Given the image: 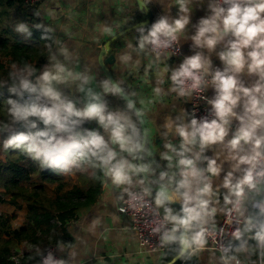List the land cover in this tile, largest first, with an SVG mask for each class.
I'll return each mask as SVG.
<instances>
[{
  "label": "clouds",
  "instance_id": "9594fccd",
  "mask_svg": "<svg viewBox=\"0 0 264 264\" xmlns=\"http://www.w3.org/2000/svg\"><path fill=\"white\" fill-rule=\"evenodd\" d=\"M191 2L174 0L178 6L176 17L160 16L146 34L141 27L139 50L149 44L153 51L169 48L191 22ZM206 13L196 23L191 39L207 54L196 52L185 57L171 73L169 90L180 97H190L193 93L200 95L211 85L214 98H200L212 106V118L198 119L193 111L190 123L183 122L187 109H182L178 117L181 123L173 127L174 121L166 119L164 126L180 138V143L179 147L165 143L167 151L161 157L167 161V170L159 171L158 176V164L153 167V162H134L144 160L142 151L152 154L142 143L149 130L145 128L142 135L132 119V115H143L144 107L132 111L134 101L130 100L127 110H111L104 95L120 96L123 90L118 84L105 79L101 82L103 94L85 89L90 77L68 70L59 62L45 66L38 75L30 64L21 68L13 65L8 74L10 83L6 81L4 85L9 93V119L0 124V133L12 134L3 140L2 147L4 151L20 150L38 161L41 169L64 174L73 169H97L105 178L103 183L120 189L118 200H124L127 194L125 203L129 208L137 212L163 208V221L152 232L160 234L161 247L178 243L174 259L188 260L204 251L210 236L214 243L208 250L213 251L219 211L227 224L236 225L231 231L232 239L241 241L238 246H220L222 264H264V0H208ZM16 30L28 31L24 23ZM103 31L112 34L109 28ZM221 44L223 48L216 52ZM214 52L223 67L213 70ZM130 59L127 54L120 57L125 63ZM50 60L56 57L50 56ZM167 70L165 67L163 71ZM244 76L253 79L246 85ZM76 81H80L77 90L85 95L82 106L57 87ZM162 83L160 78L158 84ZM154 92L159 96L161 87H155ZM141 104L145 102L141 100ZM90 121H95L98 128L84 127ZM17 126L26 131H15ZM209 149L214 151L211 157L205 154ZM225 162L229 170L214 186ZM141 173L144 178H140ZM156 184L160 188L153 196L150 185ZM132 187L140 190L132 191ZM145 197H152L151 203ZM172 202H179L178 211L170 206ZM166 224L171 227L165 228ZM56 246L65 251L62 242ZM37 254L42 257L37 264H70V260L54 259L51 251L44 256L37 248ZM75 255L74 249L70 251V257Z\"/></svg>",
  "mask_w": 264,
  "mask_h": 264
},
{
  "label": "crops",
  "instance_id": "0c3cea01",
  "mask_svg": "<svg viewBox=\"0 0 264 264\" xmlns=\"http://www.w3.org/2000/svg\"><path fill=\"white\" fill-rule=\"evenodd\" d=\"M207 2L208 0H204L201 5L200 0H192L190 4L191 22L182 34H178L183 51L187 56L196 52L207 54L206 49L195 45L191 39L196 32L195 25L199 18L207 14ZM32 8L31 13L36 20L52 31L55 37L53 46L36 67L37 75L44 70L45 66L50 67L59 62L68 70L88 75L90 80L85 85V89L91 88L103 94L101 82L109 78L100 63V55L106 48V43L110 42L111 50L105 56L114 54L115 60L109 63L107 68L138 108L144 107L145 109L142 116L149 135L144 148L152 154L149 156L146 151H142L140 155L144 156V160L137 159L134 162L138 164L153 162V167L158 164L160 167L156 169L157 176L159 171L167 170V161L161 157V153L167 151L164 145L171 142L179 147L180 138L164 126L166 119L174 121L173 127L181 123L178 117L181 116L182 109H187V116L183 122L190 123L192 119L191 96L180 97L169 90L172 85L171 73L179 68L184 57L169 53H159L157 57V54L152 52L150 44L146 45L143 51L139 50L141 35L139 29L143 27L146 34L147 29L160 16L168 15L170 19L176 17L178 6L175 5L174 0H42ZM104 28L111 29L112 34L104 32ZM222 48L223 45H219L216 52ZM125 54L131 57L127 63L120 60V57ZM53 55L56 57L55 61L50 60V56ZM211 60L213 70L223 67L215 52L211 54ZM165 67L168 69L167 72L163 71ZM160 78L163 79L162 84H158ZM243 79L247 85L253 78L244 76ZM79 84L80 81H76L69 82L67 85L60 84L57 87L64 95L77 101L78 106H82L85 102V95L77 90ZM157 86L162 89L159 96L154 92ZM207 92L208 99L214 98L215 91L211 85L207 87ZM104 99L111 110H127L128 101L122 95L105 94ZM141 100L145 102L144 105L141 104ZM132 111L135 109L133 108ZM132 119L138 123L143 135L140 116L132 115ZM85 127L98 128V125L95 121H90ZM15 131L26 130L16 127ZM143 141L144 138L142 143ZM20 152L18 149L7 151L2 149L4 156L0 155V163L5 162L10 155H17ZM205 154L211 157L214 151L209 149ZM25 161L29 165V159ZM223 169L220 177L214 179V186L220 184L229 170L228 162L223 164ZM41 170L39 167L37 173L32 175V180L23 182V184L31 189L42 185L50 198H59L62 204L65 206L67 204L65 209L56 211L57 214L68 212L66 223L57 222L59 219L56 217L53 221L57 222L64 229L63 232L68 233L71 238L70 242L63 243L65 251L58 250L64 259L70 260V264H175L177 262H181L180 264H222L221 253L215 249L211 252L208 250L211 248L209 242L204 251L193 255L188 260H174L179 247L178 243L168 245L164 251H150L142 247L130 219L121 210L122 200L117 199L120 189L110 183H103L105 178L99 170L88 167L86 171L80 172L73 169L70 174L54 171L53 177L57 179L52 181H46ZM140 178H144L143 173L140 174ZM136 179V177L133 178L134 183ZM145 183L148 184L147 179ZM4 192V187L0 185V215L9 219L7 226L4 225V227L7 228L10 225L13 229H20L27 226L28 203L21 197L17 199V203H13L10 200L12 195L4 194ZM221 192H226V189H221ZM153 193L155 194L154 191ZM170 206L174 211L180 209L179 206L172 204ZM220 206H223L222 196ZM223 217L224 214L218 211L217 226L220 225ZM229 243L238 246L241 241L233 239ZM249 243L254 244L255 242L249 241ZM73 249L76 255L70 257L69 253ZM17 250L18 254L25 257V250L31 251L32 246L21 242ZM31 261L34 260L31 259ZM39 261L41 257L33 264Z\"/></svg>",
  "mask_w": 264,
  "mask_h": 264
},
{
  "label": "trees",
  "instance_id": "16d2710c",
  "mask_svg": "<svg viewBox=\"0 0 264 264\" xmlns=\"http://www.w3.org/2000/svg\"><path fill=\"white\" fill-rule=\"evenodd\" d=\"M0 3L7 9L33 10L26 5V0H0ZM29 15L31 19L26 23L28 31L23 36L12 33L11 28H3V34L0 35V50L3 55L11 63L21 66L31 65L38 58L40 61L43 60L55 41L54 33L40 24L32 14ZM4 66L3 60L0 59V69ZM8 96L7 87L0 83V124L9 119L6 112ZM9 134L10 132L0 133V140H4ZM26 159H29V165ZM39 167L38 161H34L23 152L10 155L5 162L0 163V185L5 189L4 194L12 195L10 200L13 203H17L20 197L24 198L29 206L28 224L20 229H13L10 225L5 228L4 225L7 226L9 219L0 215V264H17L14 255L16 251L18 253L17 249L21 242L32 246L31 251L25 250L24 260L31 261V257H34L32 260L38 261L41 256L37 254V248L42 252L48 245L71 241L68 233L63 232L64 229L57 223L58 221L62 224L66 223L68 212L57 214L56 211L65 209L67 204L66 206L62 204L59 198H50L42 185L31 189L23 184V182L32 180V175L37 173ZM41 171L46 181L57 179L53 177L54 170L42 169ZM54 217L59 220L54 222Z\"/></svg>",
  "mask_w": 264,
  "mask_h": 264
},
{
  "label": "built area",
  "instance_id": "2783aa9c",
  "mask_svg": "<svg viewBox=\"0 0 264 264\" xmlns=\"http://www.w3.org/2000/svg\"><path fill=\"white\" fill-rule=\"evenodd\" d=\"M41 1L42 0H26V5L32 8L36 6L38 3H40ZM151 50L153 53H156V54H157V51H159V53H169L175 56H181V57H184V59L185 57H187V55L183 51L179 35L177 36V40L173 41L172 44L169 46V48L153 51V48L151 46ZM210 78H211L210 76L206 77V79H209V80ZM201 96H206L208 98L207 88L205 92L201 93L200 95L193 93V95L191 96V105H190L191 115L193 111H195V115L198 119L201 117H208L209 119H211L212 118L211 107L207 103V100L200 98ZM131 190L138 192L140 189L138 187H135V188H132ZM154 195L155 194L153 193V196ZM127 199H128L127 194H125L124 200H122V209H123L124 214L130 219L132 228L135 230L138 236L140 245L142 247L147 248L150 251L166 250L167 246L161 247L159 245V235L160 234L152 232V228L156 227L161 221H163V210L160 208L156 212H151L149 211V209L145 208L137 212L136 210L129 208L127 203H125ZM145 200L151 203L152 197H145ZM152 206L154 207V205ZM235 226H236L235 223L231 225L227 224L225 222V216L223 217L222 222L220 223L219 226H217V232L215 234V248H214L215 250L220 252L219 248L221 245L227 246L229 242L233 240L231 237V231ZM164 227L165 228L171 227V225L166 224L164 225ZM208 242L212 248L213 243H214L212 236L209 237ZM49 251L52 252L54 259L63 258V256L58 252L56 245H53V244L48 245L44 249L43 255L46 256ZM41 260H42V257H41Z\"/></svg>",
  "mask_w": 264,
  "mask_h": 264
},
{
  "label": "rangeland",
  "instance_id": "374dc122",
  "mask_svg": "<svg viewBox=\"0 0 264 264\" xmlns=\"http://www.w3.org/2000/svg\"><path fill=\"white\" fill-rule=\"evenodd\" d=\"M31 11H27L24 8H20V9H7L6 7L3 6V4L0 3V35L3 34L2 33V29L3 28H11L12 33L19 35V36H23L26 32H19L16 30L17 25H19L20 23H24L26 25V23L28 22V20H30V15L28 16V14H32L29 13ZM32 16H34L32 14ZM0 59L3 60L4 62V68L0 69V83L2 85H5V82H9V72L12 71L13 69V65H15V67L17 68H21L23 66L16 64V63H11V61L3 55V52L0 50ZM40 63V59L38 58L36 61H34L31 66H33L34 68L37 67V65H39ZM1 142V140H0ZM3 142V141H2ZM2 142L0 143V155L4 156V153H2ZM45 248V247H44ZM44 251V249H43ZM42 251V253H43ZM22 254V253H21ZM16 258V262L17 264H33L34 261H25L24 257L21 256L20 254L15 253L14 255V259Z\"/></svg>",
  "mask_w": 264,
  "mask_h": 264
},
{
  "label": "water",
  "instance_id": "95a60500",
  "mask_svg": "<svg viewBox=\"0 0 264 264\" xmlns=\"http://www.w3.org/2000/svg\"><path fill=\"white\" fill-rule=\"evenodd\" d=\"M111 50V44L110 42L106 43V48L103 50L102 54L100 55V63L101 65L104 67L105 69V72L109 78V80L112 82V83H116L119 85V87H121V89L123 90L122 91V96L127 100V101H133V99L124 91V89L122 88V86L120 85V83L116 80V78L111 74V72L109 71V69L107 68V65L109 63H112L114 62L115 60V55L114 54H110L109 56H105L107 52H109ZM134 109L137 110L139 109L138 106L136 105V103L134 102ZM140 120L142 122V127H143V130L145 129V124H144V119H143V116L141 115L140 116ZM146 139H147V136H144V141H143V144L145 146L146 144ZM153 191L156 192L159 188H160V185L157 184L156 186H151ZM170 191V190H169ZM172 205H175V206H179L180 207V204L179 202H172L171 203ZM176 260L179 259V258H175ZM174 259V260H175Z\"/></svg>",
  "mask_w": 264,
  "mask_h": 264
}]
</instances>
